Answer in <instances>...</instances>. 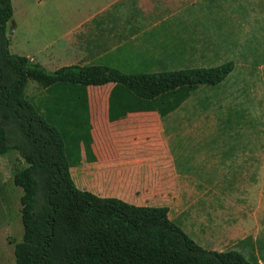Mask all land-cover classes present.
Instances as JSON below:
<instances>
[{"label":"rangeland","instance_id":"rangeland-1","mask_svg":"<svg viewBox=\"0 0 264 264\" xmlns=\"http://www.w3.org/2000/svg\"><path fill=\"white\" fill-rule=\"evenodd\" d=\"M210 1L131 38L130 49L135 47L138 57L161 61L146 62L149 68L131 52L127 62L110 67L137 73L232 63V71L215 86L183 87L160 98L164 109L172 106L163 112V134L175 157L183 206L191 203L207 223L199 219L189 227L188 211L178 207H171L168 217L203 249L235 250L264 264V0H242L234 12L221 0V7ZM11 4L9 49L25 56L35 48L22 38L29 29L61 15L52 5L40 9L34 1L37 9L31 0ZM39 89L27 82L30 102L39 101ZM24 166L16 151L0 156V264H15L14 245L23 235L22 190L12 175Z\"/></svg>","mask_w":264,"mask_h":264},{"label":"trees","instance_id":"trees-1","mask_svg":"<svg viewBox=\"0 0 264 264\" xmlns=\"http://www.w3.org/2000/svg\"><path fill=\"white\" fill-rule=\"evenodd\" d=\"M12 14L11 0H0V156L16 151L25 163L12 175L22 190L23 235L14 245L15 264H259L235 250L203 249L169 219L167 207L136 206L79 190L60 131L25 92L29 80L41 89L113 82L131 101L141 99L163 116L172 106L164 109L162 96L183 87L215 86L232 71V63L137 73L99 64L47 70L11 53L6 23Z\"/></svg>","mask_w":264,"mask_h":264},{"label":"crops","instance_id":"crops-1","mask_svg":"<svg viewBox=\"0 0 264 264\" xmlns=\"http://www.w3.org/2000/svg\"><path fill=\"white\" fill-rule=\"evenodd\" d=\"M34 1L41 3L40 9L52 5L61 15L58 21L33 25L22 37L35 47L25 56L47 70L76 64L122 65L135 51V47L130 49V40L139 31L147 35L174 15L190 14L192 8L211 2L31 0L37 9ZM221 2L234 12L242 0ZM212 4L222 5L218 0ZM17 29L14 24L13 33ZM134 54L138 63L161 61ZM39 90L41 98L31 103L60 131L69 172L79 190L136 206L167 207L168 213L178 207L188 211L186 223L191 228L199 219L207 223L191 203L183 206L175 157L158 110L147 109L141 99L131 101L129 93L113 82L97 86L57 83Z\"/></svg>","mask_w":264,"mask_h":264}]
</instances>
